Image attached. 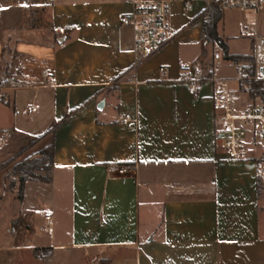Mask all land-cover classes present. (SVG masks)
<instances>
[{"label": "crops", "instance_id": "crops-1", "mask_svg": "<svg viewBox=\"0 0 264 264\" xmlns=\"http://www.w3.org/2000/svg\"><path fill=\"white\" fill-rule=\"evenodd\" d=\"M210 1L172 0L168 43L135 65L132 31L119 24L128 0H0V70L14 39L0 84V195L2 163L40 152L72 112L54 133L51 183L26 182L21 202L16 190L0 200V264H264V147L255 153L247 140L231 157L215 133L212 83L190 94L181 81L197 64L244 99L235 81L244 63L229 56H252L264 11L236 10L242 26L218 30L225 55L201 43ZM229 39L251 52L230 50Z\"/></svg>", "mask_w": 264, "mask_h": 264}, {"label": "built area", "instance_id": "built-area-1", "mask_svg": "<svg viewBox=\"0 0 264 264\" xmlns=\"http://www.w3.org/2000/svg\"><path fill=\"white\" fill-rule=\"evenodd\" d=\"M172 0H128L131 11L119 18V24L130 27L132 31V54L135 65L146 58L154 55L162 49L170 39L169 20L171 15L170 2ZM218 1L222 11L237 9L241 12L252 11L255 14L264 11V0H213ZM184 10L190 12L192 4L190 1L183 3ZM219 54L215 53L213 59L217 60ZM254 74L247 76L244 65L235 66L238 90L247 97L249 81L264 82V37L255 36L252 53ZM188 74L183 75L181 81L188 85V92L195 94L203 82L210 81L213 85L212 101L215 107L217 126L216 136L223 142L225 149L233 158H241L245 149L246 140L253 142L264 140V104L259 100L244 103L230 88V79H220L210 74L203 77V71L197 64L190 66ZM163 77L166 74L164 68L159 69ZM45 79L49 78L47 73L43 74ZM0 102H5V96L0 89ZM127 168H118V174L124 175ZM264 186V166L259 167L256 172ZM45 221L51 225L50 217ZM41 252H38L40 261Z\"/></svg>", "mask_w": 264, "mask_h": 264}, {"label": "trees", "instance_id": "trees-1", "mask_svg": "<svg viewBox=\"0 0 264 264\" xmlns=\"http://www.w3.org/2000/svg\"><path fill=\"white\" fill-rule=\"evenodd\" d=\"M25 12V18L27 20L25 29H33L36 22L37 10L34 8H29ZM223 18V12L220 8L218 1L211 0L207 6L206 10L202 15L203 19V33L201 43L202 45L217 44L223 53L227 55L226 43L218 35V24ZM51 31V30H50ZM14 39L8 36L5 40V45L1 54V70H0V84H4L9 78L11 60L13 57V48L10 42ZM17 38L15 37V41ZM228 57V56H227ZM229 58L234 59L236 62L244 63V68L246 70L247 76L251 77L254 74L253 68L251 66L252 56H229ZM210 76V69H205V76L207 78ZM248 92L247 97L251 101L259 100L264 104V82L263 81H249L247 82ZM72 112L67 111L63 118L54 123L50 130L51 139L49 144L42 149L40 152L32 157L26 158L21 162L14 163L17 155L10 157L3 166L8 164H13L11 169L4 176V184L2 194L0 195V200H3L7 193L16 190V200L21 202L23 199L24 186L26 182H35L41 184L51 183V173L54 168V133L58 126L70 118ZM31 144V143H30ZM29 144V145H30ZM257 188L260 193L264 190L262 181L257 178ZM41 254H46V251L35 250V254L38 252Z\"/></svg>", "mask_w": 264, "mask_h": 264}, {"label": "rangeland", "instance_id": "rangeland-1", "mask_svg": "<svg viewBox=\"0 0 264 264\" xmlns=\"http://www.w3.org/2000/svg\"><path fill=\"white\" fill-rule=\"evenodd\" d=\"M232 11H225L224 12V20L223 22H221L218 26V30L220 33L223 32V29H224V34L225 35H230L231 33H234L237 31L238 29V26H242V15L241 13H238L236 10L237 9H231ZM235 10V11H234ZM239 11V10H238ZM38 26L40 25L39 23L37 24ZM228 45H229V48L230 50L232 51H238V52H243V53H250L251 52V49L248 48L247 44L245 41H241V40H234V39H229L227 41ZM220 53H222V51L220 50ZM253 53V51H252ZM244 96V99L239 95V99H243V102L244 103H248V97H246L245 95ZM248 141L250 140L249 138L247 139ZM246 140V141H247ZM252 142V141H250ZM253 144V150L255 153H259L261 152L262 148L264 147V140H260V141H257ZM264 156V154H263ZM6 161H4L2 164H4ZM15 163V162H14ZM8 164L7 162V166L5 167H8L6 173L11 169V167L13 166V164Z\"/></svg>", "mask_w": 264, "mask_h": 264}, {"label": "water", "instance_id": "water-1", "mask_svg": "<svg viewBox=\"0 0 264 264\" xmlns=\"http://www.w3.org/2000/svg\"><path fill=\"white\" fill-rule=\"evenodd\" d=\"M60 41H61V38L58 39V42H60Z\"/></svg>", "mask_w": 264, "mask_h": 264}]
</instances>
